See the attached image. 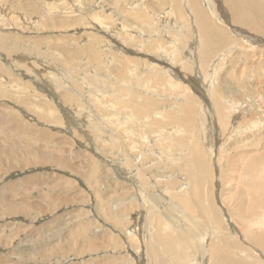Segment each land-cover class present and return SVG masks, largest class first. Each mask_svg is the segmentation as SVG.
Wrapping results in <instances>:
<instances>
[{
    "label": "rangeland",
    "instance_id": "rangeland-1",
    "mask_svg": "<svg viewBox=\"0 0 264 264\" xmlns=\"http://www.w3.org/2000/svg\"><path fill=\"white\" fill-rule=\"evenodd\" d=\"M17 1H21L24 6H26V3L29 1L30 3L32 2V4L37 3L38 9L45 11L49 8V11H51L50 5L52 4V0ZM126 1L127 2H124V0H122L121 6L119 2L120 10L114 11L116 10L115 6L118 1H113V5H110L108 1L105 2L104 0H88L80 6L76 4L75 1L69 0L68 10L72 9L69 11L70 15L67 14L68 10L61 11L60 13H50L51 16L68 20L73 19V17L76 18L77 16L83 22L88 19L87 15H91L97 6L99 7V5L102 4L101 6L108 7L110 5L109 8H111V10L108 14H112L113 19L116 20L118 25L116 31L122 30L120 25L124 21V23H127L128 25H126L131 28L129 31H133L135 34L139 31L136 34V37H138L140 36L139 34L142 28L136 25L138 24L137 22L134 23L135 20L132 17L130 18L131 20L129 17L127 18L129 20H127L125 14H122V10L132 9L133 3L138 4L140 0H136V2H131V0ZM211 1L217 4V8L224 5V0ZM6 2V6L3 9L10 17L18 14L19 17L22 16L23 19L29 18V20L27 25L23 27L20 26V28L10 25L11 23L9 22H6L7 26L1 25L0 27V80H2L1 83L4 85L3 87L0 86V90H7L0 93V95L3 96V98L0 99V115L8 110L3 116L10 120V124L8 123L9 125L7 124L6 126L8 127H6L4 126V122H1L6 121V118L2 115L1 117L3 119L0 117V264H150L149 257L151 255L148 249L150 241L154 243H152L153 245L157 243L158 246H162L155 240V228H157L158 234L161 228V230L164 229L163 231H165L166 234L170 231L169 234L173 233L172 235L177 237H185L183 247H186L185 251L188 253L187 256L184 258L167 253H156L157 256L153 255L157 260L162 259L163 264H194V262H197V259L203 256L206 257V251L209 248L208 245L211 246L209 239L205 238L207 235H205L206 227L199 225V232L196 234L195 239L188 238L189 235L186 234L188 229L186 226L187 221L185 220L186 217H184V212L182 213V209L179 206L176 207L174 205L172 198H170L171 196L167 194V190L172 191V193L181 191L182 184L188 182L185 174L180 172L183 171L182 167L189 164L188 162L191 160H185L183 158L182 162L177 164L172 160V157L161 154L163 159H160L163 163H159L160 160H155L156 158L154 157L149 158L148 161L145 160L144 162H140L141 164L139 163L138 166L141 165L139 167L142 168L141 173L143 175H141V177H146L145 180L149 178V181L147 180L148 186L144 188L142 186L144 180H141L140 174L137 177L139 178L138 181H140L138 184L132 181L130 175L132 169L125 172L121 171L122 168L120 166H124L125 168L128 166L124 158L121 159V156L117 157L116 153L118 154L119 151L116 145H113L114 154L111 153V147L103 146L106 137L109 138L113 136L114 143L115 141L117 143L118 139L121 141L124 140V136L127 134L122 133V131L112 132L114 127L104 125V121L109 118V114L105 113H98V117L96 116L98 120L101 118V123L100 121L98 122L99 125H101L102 131H99L98 128L93 129L91 127V124L94 123V118H91L89 114L92 115L90 112L93 108L94 113H97L95 112L97 109L95 104L93 107L87 102L92 103L94 100L92 98L97 92V88L105 90L102 87L106 85L110 86L113 83L108 79L105 80L106 78H101V75L104 74L114 76V66H112L111 63L112 54L113 56L118 55V52L119 54L121 53L120 49H125L128 51L126 54L122 52L125 56L144 60L150 56L149 52L140 51L142 47L139 43L138 45L137 43H132V45L130 43L125 44L123 41L125 39L124 36H126L125 32L120 36H123L120 40L112 34L110 31L111 29L106 30L104 27L103 29L99 27L97 23L94 24V26L96 25L95 27L91 25L72 27L61 26L57 29L52 27L53 29L48 28V30H45L41 26H38L41 24L40 16L33 14L32 11L27 12L25 9L23 11L16 10V8H12L10 0ZM149 2L153 3L152 1ZM174 2L175 0L162 2L164 5L162 7L161 5L160 7L156 5V7L159 8L155 9V14L162 19L158 25H155L159 33H156L158 36L152 34L153 39L154 41L161 40L163 45L167 46L168 41H170V39L167 38L170 37V35L176 37L175 32L169 30L168 25H164V23L168 21H170L168 24L171 25L175 23V21H173L175 19L170 18V20H167L169 18L166 16L171 9L177 6L174 5ZM201 2L204 3V5H202L205 7L207 0H201ZM177 4H179V0H177ZM63 6L64 5L60 7ZM80 13H82V17ZM120 13L124 18H122ZM44 14L46 15L47 13L44 12ZM47 15L46 17H50L49 14ZM48 21L51 22V19L48 18ZM155 21L157 23V20ZM87 22H89V20H87ZM164 26H166V29H163ZM227 31L229 30L227 29ZM91 37L97 38L99 42L94 41ZM1 38L3 39L1 40ZM14 41H18V43L15 42L14 44ZM94 43L99 44L95 45ZM12 44L19 48L17 50H11V48L14 47ZM92 45L95 47H92ZM184 45L186 44L184 43ZM110 46L113 47V49H110ZM4 49L8 51H4ZM90 50L94 52L98 51L99 53L97 57L95 56V59H92L91 64H88L87 57ZM237 53H235V55ZM240 54L239 52V54L231 58L232 64L227 62L229 64L228 67L233 66L234 69L239 68L241 70L240 63L243 62L242 64H244V67L249 64L250 66H248L251 68L254 63L251 62L250 59H248V61L245 60L242 56L240 58ZM72 56L75 58L74 61H70ZM120 56L121 58L119 57V59L126 61L122 54H120ZM253 59L254 62H256L257 57L255 56ZM159 60L161 63L163 61V64L167 63L163 59ZM31 63H33V65ZM127 64H129V62L126 61V65ZM101 65L104 66V69L101 68ZM170 65L172 66L171 68H174V70H172L173 72H179L180 70L183 72V68L179 69L181 64H179L178 67H176L177 65L175 64ZM99 68L103 70V72L100 71ZM118 69L124 72L122 67ZM192 74L190 70L188 73L189 77L195 78ZM10 76H12V78H10ZM127 76L130 78L128 73ZM100 79L102 82H100ZM122 81H124V79H122ZM13 82L26 83L27 88H33V92L40 93L41 96L37 94V97L31 95L30 91L27 95L29 103L41 104L44 106H47V103H53V108H56L55 111L57 110L56 112L59 114L58 123H54V120L49 117L39 118V114H37L35 109L31 110L25 105L22 106V110L18 106V103H21V101L13 92L14 90H12L11 84ZM85 83L88 84L86 85ZM67 84L69 86H66ZM77 87L79 88L77 89ZM202 87L203 86L196 88L201 91ZM72 89L82 93L84 96L85 99L83 98L80 101L81 103L77 104L76 100L73 103L65 101L64 96H72ZM256 91V88L250 90L252 101L247 105L251 106L249 110L252 111V114L255 111L254 116L256 119L254 120L261 121L264 120V109L258 108L257 101H260L262 97V101H264V94L262 95L261 93L260 98L259 95L256 94ZM103 92L107 93V91ZM40 97L43 100L45 99L44 101L42 100L44 103L39 99L37 100V98ZM83 102H86V105H84ZM79 104L82 106L80 109H78ZM70 106L72 107L70 108ZM262 107L264 108V103H262ZM45 108L47 111L50 110L47 107ZM9 112H12V115ZM173 113L174 112H172V114ZM76 114L79 116H75ZM99 116L101 117L99 118ZM79 117H83L84 119L82 118L81 120ZM141 117L142 116L139 117L140 123L137 125L135 124L137 131H139L140 125L145 129L143 126L144 124H141ZM70 120L76 126L69 124ZM14 122L16 124L19 123L18 126ZM62 123L66 126L63 124L65 127H62ZM14 126L18 131L14 129ZM12 127L14 130L11 129ZM19 127H23V132ZM157 127L154 130L155 132L159 130V127ZM4 128L7 132H13L12 135L17 131V135L11 138V136L7 135L8 133L3 134L2 131H4ZM19 130H21L22 136L18 135V132H20ZM108 132L111 134L108 135ZM144 134L147 135V133H143V135ZM16 136L19 138L14 139ZM8 137L12 140H9ZM153 138L154 137H152V139ZM137 141L139 144L140 140L137 139ZM143 142L144 141H142L141 144ZM123 143L124 142H122V144L120 143L121 145L119 146H122L121 150L125 149V154L128 157L131 155L129 160L132 163L134 159H140V149L135 152L132 149L130 150L126 143ZM232 145L233 144H229L228 146L231 155L235 153V151L232 150ZM219 146L218 144L215 152L216 154L214 153L213 158H215V155H217L216 157L219 156L218 149L221 147ZM260 149L261 146L259 147V150ZM132 151L134 153H132ZM52 152L61 163H55L53 161L50 163L49 157L52 155ZM259 153L260 151L257 152V155H259ZM184 155H190V153L187 152ZM180 156L181 154H177L175 157ZM164 157L166 159H164ZM40 158L43 159H41L42 162ZM90 160L94 161L96 166L91 164ZM217 161L216 158L212 164L215 177V179L213 178V188L214 193L218 194L215 197L216 207L218 210H221L223 207L222 204H225L223 203L224 195H227L226 187H230V184H225L223 179L226 170H230V166L227 159H224L221 164L224 168H222ZM43 162L46 163L43 164ZM136 164L134 165L136 166ZM134 165H132V167H135ZM173 165H175V167ZM136 167L134 169H136ZM75 169H77L78 172ZM138 172L139 171H137V173ZM84 173L86 174L85 177L83 176ZM195 173L198 175L200 173L205 176L203 167H197ZM229 173L231 175L230 171L227 172L228 175ZM88 175H92V178L88 179ZM158 179L160 183H158ZM232 182L236 183L237 181ZM215 187L217 189H215ZM216 190H218V193ZM142 192L145 195L140 194ZM164 193H166L165 196L167 198L169 197V199L163 195ZM145 206L147 207L145 208ZM11 207H16L17 212L12 213V211H9L8 209ZM223 210L222 212L225 213L223 214V221L225 223L224 230H227L231 228L227 219L232 220V214L226 207H223ZM109 216L111 218H109ZM153 219L155 223H152V221H154ZM136 220H138V222ZM165 220L168 224L172 225L167 228L168 230L165 229V225L167 224ZM136 222L139 224L137 241L130 237L131 230L134 229ZM232 223L233 222H231V224ZM232 227L233 229L237 228L234 224H232ZM256 231L259 230L256 229ZM183 234H186V236H183ZM91 244H93L95 248H91ZM62 249L63 251L61 252ZM71 249H74L73 252ZM207 257L209 258V254ZM151 259H153L152 256ZM208 261H206L205 264H208Z\"/></svg>",
    "mask_w": 264,
    "mask_h": 264
},
{
    "label": "bare ground",
    "instance_id": "bare-ground-1",
    "mask_svg": "<svg viewBox=\"0 0 264 264\" xmlns=\"http://www.w3.org/2000/svg\"><path fill=\"white\" fill-rule=\"evenodd\" d=\"M6 1L7 0H0V27L1 25L7 26L6 22L11 23L10 25L18 28H20V26L23 27L27 25L29 18L23 19L22 16L19 17L18 14L10 17L6 11H4L3 8L6 6ZM73 1L81 6L88 0ZM104 1H108L110 5H113V1H118L116 6L114 5L116 9L114 11H117L122 4V0ZM133 1L136 2V0H131V2ZM149 1H152L153 3H150ZM167 1L168 0H140V2L137 1L138 4L133 3L134 5L132 9L125 11L122 10V14H125L126 19L128 17L129 19L132 17L135 20L134 23L137 22L138 24L136 25L142 28L139 34L140 36L138 37H136V34L139 31L136 34L133 31H129L131 28L127 26L128 24L124 23V21L120 25L122 30H117V33L116 28L118 25L116 20L113 19L112 14H108L111 10V8H109L110 5L108 7L101 6L102 4L99 5V7L97 6L91 15H87V20H89V22H87V20L82 22L77 16L76 18L73 17V19L69 20L51 16V13H60L61 11L68 10L69 0H52V4L50 5L51 11H49L50 9L47 7L45 11L38 9L36 5L37 3L32 4L30 1L26 3V6H24L21 1L20 3L17 0H10V4L12 8H16V10L23 11L25 9L27 12L32 11L33 14L40 16L41 24L38 26H41L45 30L52 27L57 29L61 26H94V24L97 23L99 27H104L106 30L111 29L110 31L112 34L120 40L123 37L120 36L125 32L126 36H124L125 39L123 40L125 44L130 43L132 45V43H137L138 45L139 43L142 47L140 51L149 52L150 56L143 60L129 56L127 57L123 53L126 54L128 51L123 48L122 49L124 51L120 49V54H122L125 60L129 62L127 65L126 61L119 59V57L121 58L119 52L117 53L118 55L113 56L112 54V57L110 56L112 66H114V76L104 74L101 75V78H106L105 80L108 79L113 83L110 86L105 84L106 86L102 87L105 90L97 88V92L92 98L94 99L92 101L93 104L87 102L86 100L90 106L94 107L95 104L97 109L95 110L97 113H94L93 108L90 112L92 115L89 114L91 118H94V123L91 124V127L93 129L98 128L99 131H102L101 125H99L98 121L101 120L100 117L104 114L99 116L100 120L96 118L98 117V113H105L109 114V118L104 121V125L114 127L112 132L122 131V133L127 134L124 136V140L121 141L118 139L117 143L115 141L116 144L112 138L113 136H110L109 138L106 137L103 146L111 147V153L114 154L113 145H116L119 151L118 154L116 153L117 157L121 156V159L124 158V161H126L125 163L128 166L126 168L124 166H120L122 168L121 171L125 172L132 169L130 173L132 181H135L138 184L140 181H138L139 178L137 177L140 174L141 180H144L142 184L144 188L148 186L147 183L149 178L147 181L145 180L146 177H141V175H143L141 173L142 168L139 167L141 165L138 166L140 162H144L145 160L148 161L149 158L154 157L156 158L155 160H160V163L162 162L161 159H163L162 155L172 157V160L177 164H180L183 158L185 160H191L188 162L189 164L182 167L183 171L180 170V173L185 174L188 182L186 184L185 182L182 184L181 191L172 193V191L167 190V194L171 196L170 198H172L174 205L176 207L179 206L182 209V213L184 212L183 214L185 215L184 217H186L185 220L187 221L186 226L188 229L186 234L189 235L188 238L195 239L196 234L199 232V225L206 227L205 235H207L205 238H208L211 242V246L208 245L209 248L206 251L207 256L209 254V258L207 256H203L202 258L197 259V262H194V264H205L208 260V264H264V120H254L256 119L254 116L255 111L252 114V111L249 110L251 106L247 105L251 103L250 101H252V94H250L251 89L253 90L256 88V94L259 95L260 98L261 93L262 95L264 94V0H224L225 6L222 5L219 8H217V4L211 0H207V8L206 6H203L204 3L201 2V0H179V4H177V0H175L174 5L177 6L166 14L169 18H166L167 20H170V18L175 19L173 20L175 21V25L168 24L170 21L164 23V25H168L169 30H173V32H175L177 39L176 37L170 35L171 38H167L170 39V41H168V46L163 45L161 40L154 41L152 35L159 33L155 25H158L162 19L155 14V9H158L160 5L162 7L164 5L162 2L164 3ZM119 2L120 6L118 4ZM124 2L127 1L124 0ZM62 5L64 6L60 7ZM156 5L159 7L157 8ZM70 10L72 9H69L67 14L70 13ZM43 11L49 14L50 17H46L48 15H45ZM81 14L82 13H80V16ZM48 18L51 19V22L48 21ZM122 18H124V16H122ZM155 20H157V23ZM163 20L165 21L164 18ZM166 26H164L163 29H166ZM226 27L229 31H227ZM91 38H93L94 41L99 42L97 38ZM2 39L3 38H1V40ZM15 42L18 43V41H14V44ZM184 43L186 45H184ZM94 44L97 45L99 43ZM92 47L95 46L92 45ZM18 48V46H14L11 50H17ZM111 48L113 49V47L110 46V49ZM4 51L8 50L4 49ZM95 52L90 50V56L88 55L87 57L88 64H91L92 59H95L98 56L99 52ZM239 52L241 53L240 56L238 55L240 58L242 56L245 60L248 61V59H250L251 62L254 63V65L252 64L254 69L253 66L250 68L249 64V66L246 65V67H244V64H242L243 62L240 63L241 70L239 68V70L237 68L234 69L233 66L228 67L229 64L227 62L231 63V58L235 55V53L239 54ZM255 56L257 57L256 62H254L253 59ZM159 59H163L167 63L163 64V61L161 63ZM74 60L75 58L72 56L70 61ZM31 64L33 65V63ZM170 64H175L177 65L176 67L181 64L179 69L183 68V72H181L182 70L179 72H173L172 70H174V68H171L172 66ZM119 67H122L124 72H121V69H118ZM101 68L104 69V66L101 65ZM99 70L103 72L100 68ZM190 70L191 74L193 73L192 75L195 78L189 77L188 73ZM127 73L130 75V78H128ZM10 78H12V76H10ZM122 79H124V81H122ZM1 81L2 80H0V86L3 87L4 85ZM17 82H13L11 85L12 90H14L13 92L21 101V103H18V106L21 109L23 105L27 106L31 110L35 109L37 114H39V118L42 119L49 117L54 120V123H58L59 114L56 112L57 110L55 111L56 108H53V103H47V106L29 103L27 95L30 91L31 95L37 97L40 93L38 94L33 92V88H27L26 83L25 85ZM100 82H102L101 79ZM85 84L87 85L88 83ZM66 86L69 85L67 84ZM200 86L204 87L201 88V91L197 89ZM78 88L79 87H77V89ZM4 91L7 90H0V93ZM103 91H107V93H104ZM71 94V97L64 96L65 101L73 103L76 100L78 104L81 103L80 101L84 98L82 93L76 92L75 90H73ZM1 98H3V96L0 95V99ZM38 99L40 101L43 100L41 97L37 98V100ZM262 99L257 101V106L260 109H264L262 107V103H264ZM85 103L84 105H86ZM45 107L50 110L47 111ZM71 107L72 106H70V108ZM81 107L82 106L79 104L78 109ZM7 111L8 110L4 111L1 115H5ZM172 112L174 113L172 114ZM9 113L12 115V112ZM139 115L142 116L141 124H144L143 126L145 129H143L140 125V129L137 131L135 124L137 125L140 123ZM75 116H77V114ZM1 122H4V126H6L10 120L6 118V121ZM18 124L16 125L18 126ZM63 124L64 123H62L61 126L65 127L66 125L64 124V126ZM69 124L75 125L71 120L69 121ZM157 126L159 127V130L158 132H155L154 130ZM22 128L23 127L20 129ZM11 129L14 130L13 127ZM19 131L18 135L22 136L23 129L22 132L21 130ZM16 132L12 135L13 132H7L5 128L4 131H2L3 134L8 133L7 135L11 136V138L12 136L17 135ZM143 133H147V135H143ZM110 134L108 132V135ZM152 137L154 138L152 139ZM11 138L8 137L9 140ZM16 138L19 137H14V139ZM137 139L140 140L139 144ZM142 141L145 143L143 142L141 144ZM122 142L126 143L130 150L132 149L135 152L140 149V159H134L132 163L129 160L131 155L128 157L125 154V149L121 150L122 146H119ZM218 144L221 146H219L220 149H218L219 156L216 157L217 155H215V158H213ZM229 144H233L232 150L235 151L232 155L228 149ZM260 146L261 149L259 150ZM133 151L132 153H134ZM259 151L260 153L257 155V152ZM187 152L190 153V155H184ZM177 154H181V156L175 157ZM216 158L218 160L217 163H220V165L224 159H227L230 166V170L228 171L231 172V175L230 173L228 175V171L226 170L225 177L223 179L225 184H230V187H226L227 195H224L225 197L223 203L226 205L222 204V206L224 208L226 207V209H228V211L232 214V220L227 219L231 227L227 230H224L225 223L223 221V214L225 213L222 212L223 207L221 210H218L215 203V197L218 194L214 193L213 181L215 177L214 167H212V164ZM41 159L42 158H40V160ZM164 159L166 158L164 157ZM49 160L50 163L51 161L61 163V161L53 155V152L49 157ZM90 162L96 166L94 161L90 160ZM45 163L43 162V164ZM134 164H136L137 167ZM132 165H134L136 169H134L135 167H132ZM173 166L175 167V165ZM222 166L223 165H221V167ZM197 167H203L205 176L200 173L199 175L195 173V169ZM75 170L78 172L77 169ZM118 170L120 172L119 168ZM137 171L139 172L137 173ZM80 173L82 174L81 171ZM85 175L86 174L84 173L83 176L85 177ZM87 178H92V175H88ZM232 181L237 182L233 183ZM158 183H160V180ZM215 189L217 188L215 187ZM216 191L218 193V190ZM140 194L144 193L142 192ZM165 194L166 193L163 195L165 196ZM167 199H169V197ZM146 207L147 206H145V208ZM8 210L12 211V213L17 212L16 207H11ZM109 218L111 217L109 216ZM136 221L138 222V220ZM137 222L134 229L131 230L132 232L130 236L136 241L139 228V224ZM153 222L155 223V220L152 221V223ZM231 222H233L232 224L236 225L237 228L233 229ZM165 226V229H167L172 225L167 223ZM256 229L259 231H256ZM160 230L161 228L159 229L158 234L157 228H155V240H157L162 246H158L157 243V246L153 245L154 243L152 242V244L151 241L148 246L150 255L153 257V259H151V256L149 257L150 264H163L162 259L157 260V258L154 257L157 256L156 253H167L185 258L188 254L185 251L186 247H183L185 237L181 238L179 236L177 237L172 235L173 233L169 234L170 231L166 234L165 231H163L164 229ZM186 234H183V236H186ZM90 246L91 248H95L93 244ZM62 251L63 249L61 252ZM178 259L180 260L179 257Z\"/></svg>",
    "mask_w": 264,
    "mask_h": 264
}]
</instances>
